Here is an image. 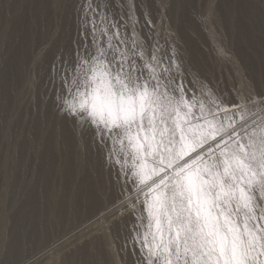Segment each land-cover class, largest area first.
Returning a JSON list of instances; mask_svg holds the SVG:
<instances>
[{
	"label": "snow or ice",
	"instance_id": "snow-or-ice-1",
	"mask_svg": "<svg viewBox=\"0 0 264 264\" xmlns=\"http://www.w3.org/2000/svg\"><path fill=\"white\" fill-rule=\"evenodd\" d=\"M141 11L80 0L50 65L55 109L115 169L122 251L133 264H264V90L229 98L189 80L175 34L161 45L148 13L141 34Z\"/></svg>",
	"mask_w": 264,
	"mask_h": 264
},
{
	"label": "rangeland",
	"instance_id": "rangeland-1",
	"mask_svg": "<svg viewBox=\"0 0 264 264\" xmlns=\"http://www.w3.org/2000/svg\"><path fill=\"white\" fill-rule=\"evenodd\" d=\"M2 2L4 6H0V80L2 74H4L3 80L0 82V89L7 87V84L9 88H14L15 83L17 84L15 86L17 88L14 89L15 93L14 91L12 94L10 92L9 96L6 97L5 105L3 104V107H0V110L3 109L1 113L3 115L4 107L8 104L5 114L8 117L10 116L11 119L4 114L6 125H0V134L2 133L0 135V231H3L0 233V243H2L0 244V264H6V259L3 256L8 255L10 250L11 230L13 229L11 226L16 212L38 202L34 199L26 203V199L28 196H33L32 193L37 191V189L35 190L36 183H34L36 182L34 180L36 178L35 174L38 170L39 160L44 157L39 158L41 156L40 145L37 142L38 136H40L39 127L46 121V124L53 126L55 120L54 117H49L50 106L54 105L53 86L50 83V65L54 60V54L58 50L57 44L64 42L65 48L70 47V40L76 34L77 7L80 0H2ZM33 4L43 8V16L36 14L32 9ZM137 4L142 9L140 24L138 25V29H142L141 34L149 31V26L144 22L143 13H148L150 18L154 20L161 45L165 44L169 32L175 34L169 40V44L176 46L177 54L190 68V72L186 73L189 80L193 78L191 72H198L202 79L206 78L213 87L219 89L229 98L236 96L249 87L257 91L264 90V0H137ZM30 30H34L35 33L33 35L29 33L26 37L23 36L26 31L30 32ZM8 46H10L11 52ZM29 47L38 52L36 53L35 50H31ZM7 48L9 52H7ZM21 48L23 51H21ZM219 49H223L225 54H218ZM5 50L8 55L10 54L9 56L6 55ZM12 50L15 52L12 53ZM31 51L32 53H29ZM16 52L22 53L19 54L20 56H25L27 62L25 65L29 66H25L26 72L23 70L20 73L21 75L18 72L17 75L11 76V80L10 76L7 77L8 72L6 73V71L13 70L12 68L16 70V62L14 61H17ZM60 52L61 50L56 54L59 55ZM14 76L20 79L17 80L18 78H16L15 81ZM6 78L10 82L6 81ZM4 84L6 85L3 86ZM49 85H51L50 88ZM49 89L51 90L49 91ZM13 94L14 97H11ZM15 98H18V101ZM50 118L51 120H49ZM70 120L71 125L68 124L70 123L69 119L60 121V126L62 125V128H60L63 133L70 130L69 132L73 135L71 136L70 133L65 136L61 134V139H59L61 144H66L68 147L71 145L70 148L73 149L71 155L74 157L72 160L75 164L77 163L75 172H73L72 185L69 184L70 189L75 191L72 192L69 189L71 191L69 192L67 190V193L63 194L67 199L70 198L69 195L73 196L81 188L84 181L82 178H85L87 174V166L82 164L81 160L87 158L90 152L100 150L92 143L90 138L81 140L74 134L73 121ZM5 126L7 128H4ZM29 138L31 139L30 142L28 141ZM33 143L35 144L33 145ZM51 145L53 146L54 143L47 146V153L50 155L49 158L55 159L58 155L56 153L57 146H53L52 149ZM25 149H29V151ZM52 150L55 154H52ZM58 178H56L57 182L59 181ZM109 193L111 195L108 196L112 200L110 202L109 199L111 198H108V202L112 204L115 201L113 197H116L117 193L121 195V200L123 199L120 187L117 191L114 190ZM112 204L105 206L104 208H107L104 211H99L101 214H98L100 215L95 213L98 208L104 206L100 201L92 207H86L85 210H82L84 212L80 214V217L75 219L79 222L69 221L68 219L60 223L62 227L56 225L53 229H48L46 234L43 233L40 236L41 238L37 237L36 241L34 240L38 244L33 242V246L30 245L31 248L28 249L27 247L25 251L23 249V252L20 249L17 250L18 252L16 251L13 255H19L17 262L14 261L8 264H24V262L25 264H68V258L77 250H83L85 264H105L103 261L100 262V258H97L98 252L96 254V251L100 248L97 246L99 244L96 241H99L102 237L107 238V235H109V241L106 245L103 243L104 246L101 247L103 252L100 249L102 254L107 251L110 255H113L111 257L114 263L111 264H133L132 257H126L125 252L122 251L121 235L118 236L116 234L118 232H115L116 227H119L128 218L119 217L118 202L114 203L116 205ZM110 208L113 209L109 211ZM77 223L79 227H77ZM38 255L41 256L38 258ZM104 255L103 260L105 262L109 261ZM32 256L36 259H33Z\"/></svg>",
	"mask_w": 264,
	"mask_h": 264
},
{
	"label": "bare ground",
	"instance_id": "bare-ground-1",
	"mask_svg": "<svg viewBox=\"0 0 264 264\" xmlns=\"http://www.w3.org/2000/svg\"><path fill=\"white\" fill-rule=\"evenodd\" d=\"M4 6V4H3V2H2V0H0V6ZM32 9L36 12V14H40L41 16H43L44 15V11H43V8L42 7H40V6H38V5H35V4H33L32 5ZM30 33V35H33L35 32H34V30H30V32L29 31H26L24 34L25 35H23V36H27V34H29ZM3 40V39H2ZM25 46H27V45H25ZM9 48H10V46H8ZM30 48V47H29ZM65 49V43L64 42H60V43H58L57 44V52L59 51V50H62V49ZM8 49V48H7ZM18 49H20V48H18ZM22 49V48H21ZM31 49V48H30ZM33 50H35L34 48H32ZM31 49V50H32ZM25 50V49H24ZM26 50H28L27 48H26ZM25 50V52H27ZM56 50V49H55ZM21 51H23V49L21 50ZM7 52H9V49H8V51ZM10 52H11V48H10ZM15 51H13L12 50V53H14ZM17 52H18V50H17ZM16 52V54H17V56H16V58H17V61L16 60H14L15 62H16V70H15V68H12L13 70H10V71H6V73L8 72V76H7V74H6V76L7 77H9L10 76V79H11V76H13V75H17V73L19 72V75H21L20 73L23 71V70H25V66H29V65H25V63L27 64V62H26V60H25V56L24 55H22V56H20L19 54H22V53H17ZM35 52H36V50H35ZM38 52V51H37ZM36 52V53H37ZM56 52V53H57ZM5 53H6V50H5ZM4 53V54H5ZM29 53H32V51L31 52H29ZM54 54V59L56 58V56L58 55V54ZM15 54V55H16ZM41 54V53H40ZM6 55H8L7 53H6ZM5 55V56H6ZM10 55V54H9ZM8 55V56H9ZM13 55V54H12ZM20 57H19V56ZM29 55V54H28ZM31 56V55H30ZM32 56H33V54H32ZM7 57V56H6ZM5 57V58H6ZM11 57H13V56H11ZM10 57V58H11ZM15 57V56H14ZM257 58V57H256ZM31 59V58H30ZM9 60H11V59H9ZM12 61H13V59H12ZM11 61V62H12ZM33 61V60H32ZM53 61V60H52ZM30 63H31V60H30ZM13 64V63H12ZM7 67V66H6ZM11 67V66H10ZM28 68V67H27ZM9 69V68H8ZM6 70V69H5ZM25 72H26V70H25ZM2 73V72H1ZM4 74V73H3ZM3 74H2V79L0 80V82L3 80ZM5 76V77H6ZM15 77V81H16V78H18L17 76H14ZM22 78H23V76H21ZM25 78V77H24ZM7 80L6 81H9L8 80V78H6ZM20 78H18L17 80H19ZM25 79H27V78H25ZM12 80V79H11ZM5 81V80H4ZM10 82V81H9ZM4 83H6V82H4ZM8 83V82H7ZM20 83V82H19ZM28 83V82H27ZM6 84H4L3 86H5ZM13 85V84H12ZM17 84L15 83V85H14V88H9L8 87V84H7V87H3L4 89H0V107H3V104L5 105V100H6V97L7 96H9V93L11 92V94H12V92L14 91V93H15V90L14 89H16L15 88V86H16ZM31 85V84H30ZM21 86H23V84H21ZM20 86V87H21ZM29 86V85H28ZM50 86L51 85H49V88H50ZM1 87V86H0ZM44 87V86H43ZM46 87H47V85H46ZM53 88V87H52ZM51 88V89H52ZM22 89V88H21ZM51 89H49V91L51 90ZM18 90V89H17ZM16 90V91H17ZM19 91H20V88H19ZM47 91H48V89H47ZM18 92V91H17ZM18 93H20V92H18ZM52 93V92H51ZM17 95V94H16ZM45 95H46V93H45ZM47 95H49V94H47ZM11 97H14V94H13V96H11ZM17 97V96H16ZM46 97V96H45ZM48 97V96H47ZM50 97V96H49ZM16 100L18 99V98H15ZM42 99H43V97H42ZM48 99V98H47ZM2 100H4L3 102H2ZM15 101V100H14ZM14 101H12V102H14ZM18 101V100H17ZM43 101V100H42ZM41 101V102H42ZM45 101V100H44ZM43 101V102H44ZM12 104H14V103H12ZM16 104V103H15ZM14 104V105H15ZM45 104V103H44ZM13 106V105H12ZM41 106H42V104H41ZM8 107V104L4 107L5 109H4V113H3V115L1 114L2 113V111H3V109L1 108V110H0V115H2V116H0V125L2 124V126L5 124V112H6V108ZM13 108V107H12ZM49 108V107H48ZM50 116L49 117H51V118H55V120H54V124H53V126L51 125V124H46V122H44L43 124H41V126L39 127V131H40V136H38L39 137V139H38V144L40 145V150H41V156L39 157V158H42L43 156L45 157L46 156V158H42L41 160H39L40 162H38L39 163V165H38V170H37V172H36V178L34 179L36 182H34V183H36V188H35V190L37 189V191L35 192V193H32V194H34L33 196H28L27 197V199H26V203L28 202V201H31V200H38V202L36 203V204H33V205H30V206H27L26 208L24 207V209H20L18 212H16V215H15V217H14V221H13V225L11 226L13 229L11 230L12 231V235H11V242H10V250H9V253H8V255H6V256H3V258L5 257V263L6 264H8V263H11V262H14L15 261V263L17 262L16 260H18V256H13V255H15V252L17 251V250H23V251H25V249L28 247V249L29 248H31L30 247V245H32V243L34 242V240L35 239H37V237H40L43 233H45L46 234V232H47V230L48 229H53V227H55L56 225H58V226H60L61 224L60 223H62V222H64L65 220H68L69 219V221H76L75 219H78L79 217H80V214L82 213V212H84V211H82L83 209L85 210V208L87 207H92L96 202H98V201H100L101 202V204L102 205H104L103 207H101L99 210L97 209L96 211H95V213L97 214V215H100L101 213L100 212H102L101 210H103L104 211V209H106V208H104L105 206H107L108 204L110 205V204H112V203H110L111 202V200H112V198L110 197V196H108V195H111V193H109V192H113L114 190H118V188L120 187L116 182H115V180H114V172H115V169L114 168H111L110 166H109V164L106 162V160H105V152H106V149H100L99 151H93V153H89V156L87 157V158H85V159H83V160H81L82 161V164H85L86 166H87V174H86V176H85V178H82L84 181H83V184H82V182H81V184H82V186H81V188L79 189V184H78V191L76 192V194H72L71 193V195H73V196H70L69 194V199H67V197H64L63 196V194H66L67 193V190L69 191V189H70V186H69V184H71V182H73V175H74V173L73 172H75V169H76V167H77V163L75 164L74 162H73V160H72V158H74L73 157V155H71L72 154V150L73 149H71L70 148V146L68 147L66 144H61L60 142H59V139H61V134H63L64 136L65 135H67V133H70L69 131H66L67 133H63L62 132V130H61V126H60V121H62V120H64V119H66V120H68L69 119V121H70V123H68V124H70L71 125V118H65L64 116H63V119L61 120V118H62V115L61 114H59L58 112H57V110L55 109V106L53 105L52 107L50 106ZM48 110V109H47ZM5 114V115H4ZM9 115H10V112H9ZM42 115V114H41ZM7 116V118H9L8 117V115H6ZM12 116V115H11ZM12 118V117H11ZM40 118V117H39ZM46 118V117H45ZM51 118L49 119V120H51ZM10 119V118H9ZM47 119V118H46ZM11 120V119H10ZM9 121V120H8ZM40 122V121H39ZM50 122H52V121H50ZM8 123V122H7ZM11 124H12V122H11ZM39 124V123H38ZM63 124V123H62ZM6 125V124H5ZM61 127V128H60ZM4 128H7L6 126L4 127ZM36 128V127H35ZM67 128H68V126H67ZM69 128H70V126H69ZM71 128H73V127H71ZM1 129V128H0ZM71 130H73V129H71ZM64 131V130H63ZM4 132H7V131H4ZM74 132V131H73ZM2 134V133H1ZM0 134V135H1ZM4 134V133H3ZM38 134H39V132H38ZM75 134V133H74ZM36 135V134H35ZM69 135V134H68ZM70 135L72 136L73 134H71L70 133ZM5 136V135H4ZM71 136H69V137H71ZM78 136V135H77ZM28 137V136H27ZM67 137V136H66ZM79 137V136H78ZM35 139H37L36 137H34ZM64 138V137H63ZM80 138V137H79ZM79 138H77V139H79ZM71 139V138H70ZM29 140H31L30 138L28 139V141ZM34 140V139H33ZM32 140V141H33ZM80 140V139H79ZM82 140V139H81ZM32 141H31V143H32ZM71 141V140H70ZM7 142V141H6ZM30 142V141H29ZM79 142V141H78ZM50 143H54V147H56L57 146V157L55 158V159H53V158H49V156L50 155H48V153H47V149L46 148H48L47 146L50 144ZM69 143H71V142H69ZM73 143V142H72ZM80 143V142H79ZM2 144V143H1ZM35 143H33V145H34ZM38 144H36L37 146H38ZM74 144V143H73ZM82 144H83V142H82ZM30 145V144H29ZM32 145V144H31ZM30 145V146H31ZM77 145H79V144H77ZM36 146V147H37ZM53 146L51 145V148L53 149ZM25 147H27V146H25ZM35 147V146H34ZM73 147V146H72ZM75 147H77V146H75ZM29 148V147H28ZM31 148V147H30ZM21 149V148H20ZM25 150H27V149H25ZM35 150V149H34ZM56 150V149H55ZM27 151H29V149L27 150ZM32 151V150H31ZM37 151V150H36ZM1 152H2V150H1ZM49 152V151H48ZM51 152V151H50ZM52 152H53V150H52ZM51 152V153H52ZM35 153V152H34ZM38 153V152H37ZM50 153V154H51ZM3 154V153H2ZM24 154V153H23ZM52 154H55L54 152L52 153ZM18 156H19V154H18ZM24 156H25V154H24ZM28 156V155H27ZM37 156V155H36ZM39 156V155H38ZM52 156V155H51ZM54 156V155H53ZM56 156V155H55ZM54 156V157H55ZM23 157V156H22ZM21 160H23V159H21ZM26 160V159H25ZM9 161V160H8ZM75 161H78V160H75ZM37 163V162H36ZM17 164H18V162H17ZM80 164V163H79ZM78 164V165H79ZM82 164H81V166H82ZM20 166V165H19ZM24 166V165H23ZM80 166V165H79ZM78 166V167H79ZM4 167V166H3ZM7 168V167H6ZM21 168V167H20ZM19 169V168H18ZM4 170V169H3ZM8 170H9V168H8ZM82 170H83V168H82ZM79 171V170H78ZM16 172V171H15ZM34 172V171H33ZM85 172V173H86ZM14 173V172H13ZM23 173V172H22ZM78 173V172H77ZM32 174V173H31ZM34 174V173H33ZM32 174V175H33ZM79 174V173H78ZM11 176V175H10ZM57 177H59L57 180H59L58 182L56 181V178ZM14 179V178H13ZM81 179V180H82ZM76 180V179H75ZM72 185V184H71ZM72 187V186H71ZM74 188V187H73ZM34 190V191H35ZM72 192H74L75 190H72V189H70ZM33 191V192H34ZM65 191V192H64ZM71 191H69V192H71ZM64 192V193H63ZM122 192V191H121ZM119 193V192H118ZM117 193V196L116 197H113L114 199H115V201H114V203L116 202H118V201H120L121 200V195L120 194H118ZM113 194V193H112ZM115 194V193H114ZM31 195V194H30ZM61 195H62V197H61ZM123 195V194H122ZM66 196V195H65ZM36 197H37V199H36ZM73 198V199H72ZM108 198H111V199H109L110 200V202H108L109 200H108ZM123 198H124V196H123ZM113 199V200H114ZM113 203V204H114ZM98 204V203H97ZM112 204V205H113ZM29 205V204H28ZM101 205V206H102ZM111 205V206H112ZM114 205H116V204H114ZM2 206V205H1ZM99 206V205H98ZM97 206V207H98ZM111 206H108V207H111ZM32 207V208H31ZM95 207V206H94ZM117 207H119V206H117ZM20 208V207H19ZM113 209V208H112ZM111 208L109 209V211L110 210H112ZM116 209V208H115ZM114 209V210H115ZM100 211V212H99ZM111 212H113V211H111ZM92 213V212H91ZM98 213H100V214H98ZM104 213V212H103ZM105 214V213H104ZM104 214H102V215H104ZM106 214H109V213H106ZM93 216V215H92ZM95 216V215H94ZM98 217V216H97ZM101 217V216H100ZM103 217V216H102ZM94 218V217H93ZM99 218V217H98ZM98 218H96V219H98ZM104 218H105V216H104ZM112 218V217H111ZM110 218V219H111ZM127 218V217H126ZM90 219H91V217H90ZM1 220V219H0ZM6 221V220H5ZM67 222V221H66ZM76 222H79V221H76ZM125 223H130V220L129 219H127V220H125V221H123L122 223H121V225L119 226V227H116V229H115V232H118L121 236V242H120V244L122 243V244H124V240H123V235H124V233L121 231V228H122V225L123 224H125ZM68 224V223H67ZM71 224H73V223H71ZM83 224V223H82ZM7 225H9V224H7ZM10 227V228H11ZM61 227H62V225H61ZM77 227H79L78 226V223H77ZM113 227V226H112ZM4 228V227H3ZM73 228H74V226H73ZM74 230V229H73ZM84 231V230H83ZM3 232V231H2ZM1 231H0V233H2ZM8 233V232H7ZM118 233H116V234H118ZM4 234V233H3ZM65 234V233H64ZM9 235V234H8ZM101 235V234H100ZM106 236V235H105ZM108 236L109 235H107V238H105V237H102V238H97V239H99V241H96V242H98V244L99 245H97L100 249H101V247L102 246H104V244L103 243H105V245H106V243L109 241V238H108ZM1 238V237H0ZM7 238V237H6ZM13 238V239H12ZM41 238V237H40ZM61 238V237H60ZM113 238V237H112ZM6 240V239H5ZM40 240V239H39ZM39 240H38V242H39ZM36 241V240H35ZM40 242H41V240H40ZM55 242V241H54ZM5 243V242H4ZM34 243H37V242H34ZM61 243H63V242H61ZM0 244H2V243H0ZM38 244V243H37ZM6 246V245H5ZM7 246H8V244H7ZM33 246V245H32ZM53 246V245H52ZM97 246H96V248H97ZM123 246V245H122ZM2 247V246H1ZM35 247V246H34ZM43 247V246H42ZM49 247V246H48ZM9 248V247H8ZM38 248V247H37ZM53 248V247H52ZM105 248V247H104ZM1 249V248H0ZM4 249V248H3ZM7 249V248H6ZM39 249V248H38ZM78 249V248H77ZM100 249L98 250V251H96V254H97V252H98V254H97V258H100V262L101 261H103L105 264L107 263V264H111V263H114V261H113V258L111 257V255H110V253L109 252H107V251H105L103 254H105L106 255V257L108 258V260L109 261H104L103 260V254H102V252H103V250H102V252L100 251ZM31 250V249H30ZM29 250V251H30ZM107 250V249H106ZM114 250V249H113ZM21 251H19V252H21ZM22 251V252H23ZM37 252H39L38 250H36ZM35 251V252H36ZM18 252V251H17ZM42 252V251H41ZM46 252V251H45ZM5 253V252H4ZM2 254H3V252H2ZM17 254V253H16ZM34 254V253H33ZM33 254H31V255H33ZM36 254V253H35ZM40 254V253H39ZM104 255V256H105ZM1 256V255H0ZM34 256H36V255H34ZM41 256V255H40ZM39 255H38V258L40 257ZM84 256H85V254H84V252H83V250H77L72 256H70V258H68V264H85V262H84ZM113 256V255H112ZM18 257V258H17ZM87 257V256H86ZM131 257V256H130ZM32 258H33V256H32ZM35 258V257H34ZM33 258V259H34ZM23 259V258H22ZM28 259V258H27ZM29 259H30V257H29ZM28 259V260H29ZM36 259V258H35ZM131 259H133V258H131ZM1 260H3V259H1ZM19 260H21V259H19ZM27 260V261H28ZM31 260V259H30ZM39 260V259H38ZM33 261V260H32ZM99 261V260H98ZM133 261V260H132ZM31 262V261H30ZM29 262V263H30ZM99 262V263H100ZM40 263V262H39ZM20 264V263H19ZM24 264H25V262H24ZM30 264H32V263H30Z\"/></svg>",
	"mask_w": 264,
	"mask_h": 264
}]
</instances>
